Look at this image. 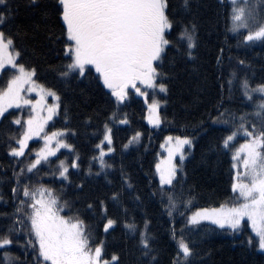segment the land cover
Returning a JSON list of instances; mask_svg holds the SVG:
<instances>
[{"label":"trees","instance_id":"trees-1","mask_svg":"<svg viewBox=\"0 0 264 264\" xmlns=\"http://www.w3.org/2000/svg\"><path fill=\"white\" fill-rule=\"evenodd\" d=\"M190 3L192 12H187L183 0H169L170 15L177 22L169 39L177 41L182 25L194 20L199 25L198 46L194 50L195 60L186 57V45L178 41L177 47L166 50L162 70L168 73L166 83L169 91L166 97L163 94L158 97L167 100V105L161 109L167 119L155 127L149 123L144 98L134 90L130 89L129 101L117 112V119H123L126 113L129 123L119 124L108 120L116 109L107 94L108 90L95 79L98 75L95 70L92 69L91 76L82 78L60 77L63 65L69 61L62 50L66 36L62 32L57 0H35L34 3L32 0H10L11 15L2 30L13 39L15 49L20 51L19 61L36 69L39 85L52 89L61 97L60 115L55 117L45 132L64 127L75 129L76 135L69 137L68 142L74 145L80 156V169H70L71 183L62 185L49 174L56 166V157L50 158L51 168L42 167L30 179L34 184L42 183L56 189L63 200L69 201L73 212H78L89 225L93 238L104 240L108 257L115 253L120 264H150L151 257H143L138 248V233L133 235L123 226L125 222L133 220L140 228L144 220L149 221L148 230L154 237L155 264H171L175 256L176 241L171 235L173 226L177 236L184 228L185 235L196 242L198 254L192 264H264V253L245 242L248 236H253L248 226L244 232L232 234L209 225L207 221L202 222L201 226L186 225V218L198 209L216 208L235 201L236 193L231 190L232 176L235 174L231 152H226L220 146L225 127L213 124L210 117L225 109L236 115L253 113L254 102L259 101L260 94L254 93L253 101L245 99L240 82L246 78L252 87L264 83V44L257 42L247 47L238 44L237 37L227 30V9L221 6L219 0H190ZM261 16L264 17V6H261ZM240 60L245 63L241 65ZM8 74L11 75V71L1 76L0 86ZM229 80H232L231 86ZM64 105H67V121L64 119ZM9 112L24 120L28 117L24 108H13ZM249 119L253 120V117L250 115ZM10 120L9 116L0 122V194L4 196L0 200V212L9 214L13 211L10 193L14 182L12 170L16 168L18 171L20 167L8 153L9 144L12 143L10 134L19 132V126L10 124ZM105 122L112 128V147L115 151L108 153L105 147L104 160L112 167L101 171L99 163L92 157L99 155L95 145L102 138ZM136 131L142 134L139 142L124 149L123 145ZM94 132L96 135H93ZM169 135L193 137L191 152H188L187 146L185 148L187 154L183 171L177 172L176 180L180 183L174 181L175 191L182 192L183 199L191 203L187 207L181 205L179 212H174L172 217L168 216L165 208L167 196L161 194L156 167L162 156V145ZM243 142L241 134L236 144L238 146ZM40 147L41 140L29 141V149L38 150ZM67 153L68 150L61 149L57 157L65 159ZM67 159L70 162L72 157L67 156ZM89 168L92 175L88 174ZM97 172L100 174L96 175ZM78 184L83 187L77 188ZM164 187L167 189L168 186ZM113 192L119 193L118 201L111 199ZM101 200L107 208V215L117 220L108 233L103 231ZM67 214L70 213L64 215ZM9 222L10 219L0 218V228ZM189 228L193 230L189 232ZM11 252L21 261L26 258L32 261L30 251L25 254L22 248L12 247Z\"/></svg>","mask_w":264,"mask_h":264},{"label":"snow or ice","instance_id":"snow-or-ice-1","mask_svg":"<svg viewBox=\"0 0 264 264\" xmlns=\"http://www.w3.org/2000/svg\"><path fill=\"white\" fill-rule=\"evenodd\" d=\"M219 3L227 9V30L237 37L238 44L246 47L257 42L264 44V17L261 16L264 0H219ZM57 4L62 32L66 36L62 50L69 61L63 65L60 77L91 76L94 69L98 74L95 79L108 90L107 94L116 109L108 120L119 124L129 123L126 113L123 119H117V112L129 101L131 89L144 98L149 110V123L155 127L164 123L167 118L162 115L161 109L167 105V100L158 98L161 94L166 97L169 91L166 83L168 73L162 70L164 54L169 47H177L178 41L186 45V57L195 60L198 23L189 20L183 24L178 31L177 41H173L169 37L177 22L170 15L169 0H57ZM183 5L185 11L192 12L190 0H183ZM0 6V74L12 73L0 86V122L10 116V124L19 126V132L9 136L12 143L9 144L8 153L20 165L18 171L16 168L12 170L14 182L10 193L13 211L10 214L0 212V218L10 219L7 225L0 228L2 264H120L115 253L108 257L104 240L93 238L89 225L78 212H73L69 201L63 200L56 189L31 182L30 177L39 173L44 166L51 168L50 158L56 157V166L49 174L62 185L71 183L70 169H80L79 153L68 142L76 131L68 127L50 133L44 131L45 125L60 115L61 97L50 88L38 86L36 69L19 61L20 51L15 49L13 39L2 30L11 15L10 0H0ZM220 53H223V48ZM217 63H220L219 55ZM239 63L243 65L245 62L240 60ZM228 83L231 86L232 80ZM240 88L244 98L249 101H253L254 93L260 94L259 101L254 102L253 113L236 115L225 109L210 117L213 124L225 127L220 146L226 152H231L232 168L237 169L232 176L231 190L238 193V202L230 207L222 204L219 208L198 209L186 218V225L201 226L202 222L207 221L209 225L232 234L242 233L250 226L255 236H248L245 242L264 253V83L252 87L245 78L241 80ZM31 92H37L39 98H25L24 94ZM49 96L53 99L51 104L47 102ZM23 106L30 107L31 114L26 120L8 111L22 109ZM250 115L253 120L249 119ZM64 119L67 121V105H64ZM241 134L244 142L237 146L236 141ZM141 135L136 131L123 148L139 142ZM101 136L100 142L95 145L99 155L92 159L99 163L103 171L112 167L104 160L105 147L108 153L115 151L112 147V128L108 122L103 124ZM34 137L44 141L38 150L29 149V141ZM166 141L169 143L170 165L164 170H160L159 165L156 167L161 194L167 196L165 208L168 216L172 217L174 212H179L181 205L187 207L191 203L183 199L182 192L175 191L174 181L180 183L176 180L177 172L183 171L185 146L190 152L193 137L169 135ZM61 149L68 150L67 156L72 157L70 162L67 156L65 159L57 157ZM176 156L179 157V164H172L171 160ZM88 174H93L91 168ZM164 186H168L167 189ZM82 187V184L77 185V188ZM3 199L4 196L0 194V200ZM111 199L118 201L119 193L113 192ZM99 204L103 211V231L108 233L117 220L107 215L103 200ZM87 206L92 208L91 204ZM66 209L70 214H62ZM148 225L149 221L144 220L140 228L133 220L125 222L123 226L133 235L138 233L137 243L142 256L151 257L150 264H155L154 237ZM192 230L188 229L189 232ZM171 235L176 241V253L171 264H192L198 254L196 242L185 235L184 228L177 236L173 226ZM12 247L22 248L25 254L30 251L32 261L29 262L27 258L21 261L13 256Z\"/></svg>","mask_w":264,"mask_h":264},{"label":"rangeland","instance_id":"rangeland-1","mask_svg":"<svg viewBox=\"0 0 264 264\" xmlns=\"http://www.w3.org/2000/svg\"><path fill=\"white\" fill-rule=\"evenodd\" d=\"M93 70H94V69H93ZM2 75H3V74H0V78H1ZM10 76H11V75L8 74V76L6 77V79H7L8 77H10ZM35 79H36V77H35ZM36 81H37V80H36ZM37 85L39 86V83H38V82H37ZM129 92H132V91L130 90ZM24 95H25V98H27V99L36 100V99L39 98L38 95H37V92L25 93ZM150 95H151V94H150ZM158 98H159V97H158ZM47 102H48L49 104L53 103V99H52L51 96L47 97ZM23 108L26 110V112H28V116H29V114H31V113H30V107H29V106H23ZM9 110H10V109H9ZM9 110H8V111H9ZM147 110H148V107H147ZM41 115H43V113H41ZM147 115L149 116V110H148V112H147ZM25 116H26V115H25ZM54 119H55V117H54ZM51 123H52V121H49V122L45 125V129H44V131L47 129V127H48ZM41 135H43V133H42ZM37 139L41 140V147H42L43 144H44V141H43L40 137H34L32 140H37ZM185 148H186V146H185ZM191 150H192V148H191ZM191 150H190V152H191ZM190 152H189V153H190ZM186 154H187V153H186ZM178 159H179L178 156L174 157V158L171 160V163H172V164H177V160H178ZM157 165L160 166V170L167 169V168L169 167V165H170V161H169V143H168L166 140L164 141V143H163V145H162V156H161L160 159L158 160ZM236 170H237V169H234V171H236ZM241 170H242V169H241ZM158 175H159V172H158ZM237 196H238V193H236L235 201H234L232 204H227V205H225V206L230 207V206H232L233 204L237 203V202H238V201H237ZM216 208H219V207H216ZM195 212H196V211H195ZM65 213H68L67 209L64 211V214H65ZM244 223H247L246 219H245V222H244ZM248 227H249V229H250L252 235L255 236V233L252 232L251 227H250V226H248Z\"/></svg>","mask_w":264,"mask_h":264}]
</instances>
